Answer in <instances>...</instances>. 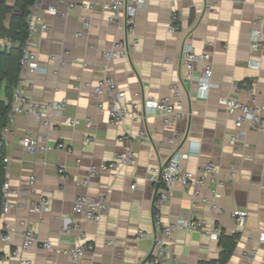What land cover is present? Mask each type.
Instances as JSON below:
<instances>
[{
  "label": "crops",
  "instance_id": "0c3cea01",
  "mask_svg": "<svg viewBox=\"0 0 264 264\" xmlns=\"http://www.w3.org/2000/svg\"><path fill=\"white\" fill-rule=\"evenodd\" d=\"M6 1L12 6L15 0ZM103 1L38 0L31 8L32 17H42L48 29L34 36L39 70L20 72L18 87L28 100H65L66 106L48 125L18 116L13 134L0 141L8 159L5 178L12 200L24 205L0 216V264H149L157 233L152 220L156 184L150 181V175L176 151L187 155L182 165L198 176H202L199 170L205 163L217 167L222 184L217 204L222 211L214 213L207 204L195 205L191 190L177 186L160 211L163 223L193 216L215 227L218 236L211 239L203 231L177 230L165 246L162 264L215 262L222 232L239 236L226 264H259L264 248V127L236 129L233 117L218 105V100L227 97L249 103L246 85L262 96L264 52L252 51L249 41L252 30L264 26V0H246L243 4L220 0L211 11L204 9L203 0H147L136 16L137 43L130 59L110 62L103 54L124 36L125 29L109 20L110 12H102ZM50 8L56 12H49ZM173 12L178 16L179 30L170 33ZM84 22H88L87 27ZM1 38L0 46L5 42ZM186 40L196 53L210 54L214 89L205 100L197 98L198 85L187 80V71L180 63ZM206 42H213L214 47L209 48ZM250 61L258 62L260 69L249 68ZM202 69L203 64H199L197 72ZM105 76L129 98L140 102L146 97L171 96L172 86L178 85L179 97L173 98V104L188 117L169 124L160 116L111 123L105 93L94 92ZM4 98L2 93L0 99ZM65 118H77L80 123L70 127L63 124ZM84 120L91 125L86 126ZM141 130L146 131L147 140L139 138ZM236 134L239 138L231 144ZM176 135L180 137L170 142ZM25 136L38 139L46 150L25 153L19 145ZM88 137L93 142L86 143ZM126 141L135 152L136 164L122 168L116 177H93L84 186L88 169L111 163ZM60 168L68 176L65 182L59 178ZM214 187L211 184L208 188ZM208 188H202L201 195H206ZM105 190L109 192L108 209L99 222H86L83 216L73 214L77 196L96 197ZM41 198L48 201L49 211H31L30 206ZM234 211L247 212L241 228L232 218ZM66 217L82 226L86 241L94 246L92 253L78 262L36 247L22 251L19 258L11 256L21 246L22 222L32 225L42 241L60 246L72 242L76 234L62 232ZM138 230L145 234L140 241L135 240ZM7 233L9 240L4 242L2 235Z\"/></svg>",
  "mask_w": 264,
  "mask_h": 264
},
{
  "label": "built area",
  "instance_id": "2783aa9c",
  "mask_svg": "<svg viewBox=\"0 0 264 264\" xmlns=\"http://www.w3.org/2000/svg\"><path fill=\"white\" fill-rule=\"evenodd\" d=\"M38 1V0H37ZM36 1V2H37ZM170 3H175L177 0H169ZM204 9L206 11L213 10L220 0H203ZM237 4H243L246 0H234ZM147 0H104L101 4L102 12H110L109 20L116 21L124 26V36L116 41L112 47L105 51L103 57L106 62L112 60L130 59L131 54L136 46L137 40L134 38L136 16L138 10L143 8ZM36 4V3H35ZM34 4V5H35ZM90 9L94 6L90 5ZM49 12H56L55 8H50ZM263 22V21H262ZM84 26H88V22H84ZM48 26L45 20L40 17H32L30 14L28 18V37L22 49V56L19 61L20 72L28 69L35 73L39 70L38 57L35 51L34 36L40 32H45ZM179 30L178 16L175 12L171 15V23L168 28L170 33H175ZM80 34H78L79 36ZM250 49L252 51L264 52V26L252 30L249 41ZM209 48L214 47L213 42H206ZM11 46V43L5 41L0 48ZM53 59H61L55 58ZM63 61V59H61ZM78 62V59H75ZM180 63L187 71V80L195 82L198 85L197 98L207 99L209 93L214 89L212 84V64L209 53L198 54L195 52L188 40L184 41L181 54ZM199 64H203L201 72H197ZM248 67L251 69L259 70L260 64L256 61H250ZM173 94L171 96L156 99L153 97L142 98L140 101H134L127 96V93L120 89L118 84L108 77H103L98 85L94 88L96 94L105 93L108 100V113L111 123L122 124L125 121H144L148 116H160L166 124L173 121L188 117V114L177 109L173 104V98L179 97L178 85L172 86ZM246 93L250 97L249 103H242L240 101L223 97L219 98L218 105L223 107L226 113L233 117L234 126L240 130L244 126L252 129L263 128L264 120L262 113L264 112V84L261 87L262 96H258L255 90L246 85ZM66 106L65 100L52 101L49 103L34 102L26 99L20 92L19 87L14 91L11 110L9 112L5 126L0 130V141L7 136L13 134V129L16 123V118L20 115L32 117L36 120L45 121L49 124V120L53 117H60ZM80 121L77 118H65L63 124L76 127ZM86 126H90L89 120H84ZM139 138L144 141L148 139L145 130L138 133ZM180 137L174 136L170 142H174ZM239 136L236 134L231 138V144L237 142ZM127 140V139H126ZM86 143L93 142L92 138H86ZM21 149L27 153L34 155L39 150H46L45 147H40L39 140L32 136H25L19 141ZM60 149L62 145L58 146ZM187 155L182 154L180 151L174 152L167 160H165L158 168L152 171L150 181L154 184H159L153 205H152V220L154 228L157 231L153 240V246L150 251L149 264H162L165 256V246L172 238V235L177 230L187 231H203L209 238L216 239L218 230L208 225L206 220L198 219L193 216H184L173 223L165 224L160 217V211L163 206L168 203L170 196L177 186L188 188L192 192L193 203L207 204L214 213H221V208L217 204L219 198L218 187L222 184L217 178V167L212 163H205L201 166L198 176L197 173L190 172L182 165V160ZM5 173L8 159L4 158ZM136 164L135 152L131 144L126 141L123 146L122 152L119 153L111 163H102L98 167L91 166L88 169V177L82 182L84 186L88 185L90 179L101 174H108L111 177H116L122 168L132 167ZM59 178L65 182L68 176L64 168L58 170ZM211 184L215 185L214 188H208ZM134 185L131 189H134ZM207 189L206 195H201L200 190ZM2 201H1V215L8 214L12 210L23 209L24 205L17 201L12 200V191L7 180L2 185ZM108 190L102 191L96 197L88 195L77 196L73 202L72 211L75 215L83 216L86 222L97 223L99 222L102 214L108 209ZM31 211L43 213L49 211V203L45 198H41L39 202L33 203ZM247 217L246 211L232 212V218L235 220L238 227H243ZM24 231L22 232V242L20 249H15L11 256L19 258L22 251L31 247L41 248L50 252L53 256H65L70 258L73 262H78L86 254L92 253L94 246L86 241L85 234L82 226L77 223L72 217H66L63 220L62 232L67 235L76 234L75 239L66 246L54 244L51 241H42L38 238L35 228L24 222L21 223ZM145 236L142 230H138L135 240L140 241ZM9 235H2V241L7 242ZM108 244H111L109 242ZM259 264H264V248L262 257Z\"/></svg>",
  "mask_w": 264,
  "mask_h": 264
},
{
  "label": "trees",
  "instance_id": "16d2710c",
  "mask_svg": "<svg viewBox=\"0 0 264 264\" xmlns=\"http://www.w3.org/2000/svg\"><path fill=\"white\" fill-rule=\"evenodd\" d=\"M37 0H15L12 6L6 0H0V37L11 43V46L0 48V95L3 93L4 100L0 99V130L5 126L11 110L12 98L18 86L20 78L19 61L22 49L28 37V18L31 8ZM4 151L0 149V216H1V188L5 182ZM238 234H220L218 246L219 257L213 263L226 264L236 247Z\"/></svg>",
  "mask_w": 264,
  "mask_h": 264
},
{
  "label": "water",
  "instance_id": "95a60500",
  "mask_svg": "<svg viewBox=\"0 0 264 264\" xmlns=\"http://www.w3.org/2000/svg\"><path fill=\"white\" fill-rule=\"evenodd\" d=\"M158 188H159V184L156 185V191H157Z\"/></svg>",
  "mask_w": 264,
  "mask_h": 264
}]
</instances>
